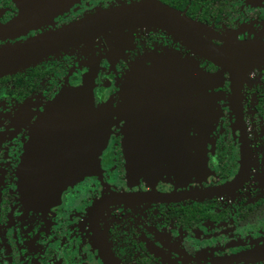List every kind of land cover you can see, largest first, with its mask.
Instances as JSON below:
<instances>
[{"label": "flooded vegetation", "instance_id": "1", "mask_svg": "<svg viewBox=\"0 0 264 264\" xmlns=\"http://www.w3.org/2000/svg\"><path fill=\"white\" fill-rule=\"evenodd\" d=\"M142 1L0 0V50ZM154 1L198 23L216 47L264 42L241 37L242 26L264 35V0ZM161 64L165 70L188 64L208 77L201 91L187 95L123 91ZM89 75L93 106H107L110 122L98 173L64 189L59 204L43 211L22 194L21 157L47 105ZM240 75L235 83V73L167 31L141 26L1 76L0 264H264V63ZM186 143L189 158L202 159L201 170L170 166L183 160ZM128 146L137 161L165 155L156 160L164 164L146 175L130 173Z\"/></svg>", "mask_w": 264, "mask_h": 264}, {"label": "water", "instance_id": "2", "mask_svg": "<svg viewBox=\"0 0 264 264\" xmlns=\"http://www.w3.org/2000/svg\"><path fill=\"white\" fill-rule=\"evenodd\" d=\"M141 26L167 31L192 51L230 74L235 73V83L240 82L241 71L264 63V42H230L216 47L204 37V29L198 23L154 0H144L138 4L122 5L88 16L60 31L41 35L21 46L1 49L0 77L28 68L61 50L96 36ZM165 69L166 67L161 66L160 71L153 70L147 79L136 82L135 85L132 81L127 82L123 91L182 92L187 95L193 91H201V81L208 77L200 69L191 68L188 64L173 70ZM128 78L133 79L132 75ZM92 84L93 78L89 75L78 88L64 89L47 105L45 113L33 126L19 166L20 188L27 204L43 211H51L59 204L64 189L78 183L85 176L98 173L99 156L108 142L110 122L106 111H103L107 106L100 110L93 106ZM200 110L198 120L203 124L206 114L203 108ZM127 111L130 117L128 108ZM185 112V118L187 114L191 115V109L187 107ZM184 133L187 134V131ZM186 140L188 141V137ZM127 150V170L130 173L146 175L157 171L164 164L156 160L164 159L165 155L153 156L151 162H140L129 146ZM146 150V147L139 148L142 155ZM186 151L187 143L183 160L170 162V166L181 171L201 170L202 159L198 156L194 160L190 159ZM117 198L118 196L113 197Z\"/></svg>", "mask_w": 264, "mask_h": 264}, {"label": "rangeland", "instance_id": "3", "mask_svg": "<svg viewBox=\"0 0 264 264\" xmlns=\"http://www.w3.org/2000/svg\"><path fill=\"white\" fill-rule=\"evenodd\" d=\"M242 30L244 31V33L241 35V37L242 38H246V40H253L252 38H254V39H257V38H260V37H264V35H263V33L262 32H260V34L258 35H256V34H253V33H249V28H248V26H242ZM227 33V32H226ZM234 32H232V34H233ZM262 33V34H261ZM124 36L126 37V38H128L129 37V34L128 33H126V34H124ZM162 65H164V64H161V65H159V66H162ZM193 65V64H192ZM191 65V66H192ZM194 66V65H193Z\"/></svg>", "mask_w": 264, "mask_h": 264}]
</instances>
